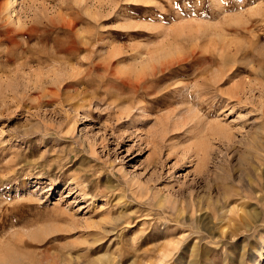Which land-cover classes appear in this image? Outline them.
<instances>
[{
  "label": "rangeland",
  "instance_id": "obj_1",
  "mask_svg": "<svg viewBox=\"0 0 264 264\" xmlns=\"http://www.w3.org/2000/svg\"><path fill=\"white\" fill-rule=\"evenodd\" d=\"M0 264H264V0H0Z\"/></svg>",
  "mask_w": 264,
  "mask_h": 264
}]
</instances>
